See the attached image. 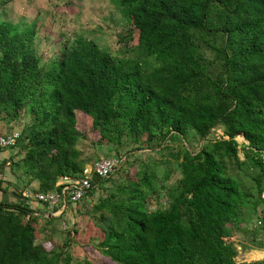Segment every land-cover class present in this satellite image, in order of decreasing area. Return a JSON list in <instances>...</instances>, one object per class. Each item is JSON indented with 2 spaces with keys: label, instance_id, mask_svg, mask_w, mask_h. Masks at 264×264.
<instances>
[{
  "label": "trees",
  "instance_id": "trees-1",
  "mask_svg": "<svg viewBox=\"0 0 264 264\" xmlns=\"http://www.w3.org/2000/svg\"><path fill=\"white\" fill-rule=\"evenodd\" d=\"M116 2L131 13L135 59H115L78 41L44 66L32 47L34 25L19 28L0 19V119L15 118L25 104L34 106L37 115L16 138L25 140L24 175L45 192L57 189L62 176L80 174L86 164L75 144L87 125L98 141L115 146L122 144V134L138 140L148 132L151 140L163 131L168 141L175 137L183 142L189 130L202 138L220 125L226 138L193 154L184 151L181 177L168 188L164 208L145 207L150 173H142L140 185L122 186L94 204L85 202L93 185L111 174L92 175L85 195L66 202L77 217L71 248L77 250L75 242L83 236L77 264H91L89 252H101L104 264H264L235 262L234 250L223 239L227 225H238L239 210L252 203L222 162L227 156L237 166H247L254 172L256 190L262 189L264 0ZM215 33L221 41L212 45L205 35ZM199 47L210 50L212 58H205ZM216 60L221 68L211 75L207 70ZM236 135L249 146L244 162L236 155ZM2 181L0 190H5ZM38 212L22 200H0V264L70 261L68 252L53 251L51 241L35 242L30 219Z\"/></svg>",
  "mask_w": 264,
  "mask_h": 264
},
{
  "label": "rangeland",
  "instance_id": "rangeland-1",
  "mask_svg": "<svg viewBox=\"0 0 264 264\" xmlns=\"http://www.w3.org/2000/svg\"><path fill=\"white\" fill-rule=\"evenodd\" d=\"M130 14L129 10L119 5L116 0H0V19L9 20L19 28L34 25L32 47L44 66L56 61L65 48L73 47L79 42L105 51L115 59H135L136 31L130 22ZM205 38L212 45L221 41L218 33L206 34ZM198 50L205 58H212L213 54L207 48L199 47ZM220 68V61L216 60L209 64L207 72L214 75ZM33 108L31 104H25L18 110L15 118H1L0 135L14 132L19 135L23 127L35 122L37 115ZM1 116H4V113H1ZM83 134L84 137L79 138L75 144L80 150L83 164L91 163L99 157H125L101 185H93L89 199L84 201L94 204L98 200L108 198L110 192L117 194L115 192L122 186L140 185L142 173H150L152 189L146 190L144 199L147 210L167 206V190L176 185L181 177L179 163L185 150L193 154L201 147H210L216 139L226 138L220 125L212 127L202 138L189 130L183 136V142L175 137H170L168 141L165 135L162 136L163 131L153 135L150 140L148 132H143L138 140L122 134V144L115 146L98 141V135L90 125L84 127ZM234 139L237 143V158L244 162L247 160L245 154L249 148L247 141L241 135L234 136ZM24 142L25 140H16L13 144L0 146V175H5L6 188L9 187L13 193L21 196L20 200L22 192L29 196L25 197V204L31 210H41L38 215L32 214L35 217L30 219L34 222L35 242L51 241L53 251H57L59 255L66 252L70 254L71 259L67 264H77L78 258L75 254L79 248L83 249V236H79L75 242L77 250L72 249L71 243L75 233L72 224L73 209L67 204L61 216L58 210L49 214L50 210L43 206L38 207L39 203L30 197L40 189L36 179H29V176L23 173L28 166L23 157ZM262 158L264 160V155ZM222 162L226 173L236 178L240 186L247 190L252 203L239 210L238 225H227L228 235L223 239L234 250L232 259L235 262L264 260V177H260L262 189L257 191V186L251 178L254 173L252 170L245 165L237 166L227 156L222 157ZM80 206L79 212L83 213L84 202H80ZM97 214L98 211L93 212L94 217ZM22 218L25 220L26 216ZM45 246L48 247L47 243ZM82 252H79L80 256Z\"/></svg>",
  "mask_w": 264,
  "mask_h": 264
},
{
  "label": "built area",
  "instance_id": "built-area-1",
  "mask_svg": "<svg viewBox=\"0 0 264 264\" xmlns=\"http://www.w3.org/2000/svg\"><path fill=\"white\" fill-rule=\"evenodd\" d=\"M18 136L17 132L0 135V146L13 144ZM123 157H101L91 164H86L82 172L75 177L62 176L58 181V188L45 192H35L30 197L36 202L44 205L48 210L62 211L66 207V202L73 203L83 197L86 191L91 187L90 179L92 175L99 178H105L112 174L122 163ZM3 179V175H0ZM22 201L26 202L25 193H22Z\"/></svg>",
  "mask_w": 264,
  "mask_h": 264
},
{
  "label": "crops",
  "instance_id": "crops-1",
  "mask_svg": "<svg viewBox=\"0 0 264 264\" xmlns=\"http://www.w3.org/2000/svg\"><path fill=\"white\" fill-rule=\"evenodd\" d=\"M4 179H5V175L3 176V181L1 183V187L5 190H0V200H14V201H19L20 200V197L13 193L9 187L6 188V184L4 183ZM32 182V181H31ZM30 182V183H31ZM23 193V192H22ZM38 203V202H37ZM38 207H44V205L42 204H37ZM45 208V207H44ZM66 208V207H65ZM59 213L60 216L64 213V209ZM41 210H39L38 213H40ZM50 214V213H49ZM74 216V215H73ZM77 219V217H74L73 218V221ZM92 238V236L88 237V239L90 240ZM90 254V263L91 264H104V261H105V256L101 253V252H89Z\"/></svg>",
  "mask_w": 264,
  "mask_h": 264
}]
</instances>
